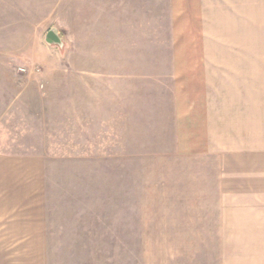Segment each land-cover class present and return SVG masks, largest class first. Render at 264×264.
Here are the masks:
<instances>
[{
    "label": "rangeland",
    "instance_id": "rangeland-1",
    "mask_svg": "<svg viewBox=\"0 0 264 264\" xmlns=\"http://www.w3.org/2000/svg\"><path fill=\"white\" fill-rule=\"evenodd\" d=\"M42 1L0 0V264H264V134L222 145L196 109L227 83L230 118L264 119V57L192 77L171 60L210 32L175 0L101 5L85 39Z\"/></svg>",
    "mask_w": 264,
    "mask_h": 264
},
{
    "label": "crops",
    "instance_id": "crops-1",
    "mask_svg": "<svg viewBox=\"0 0 264 264\" xmlns=\"http://www.w3.org/2000/svg\"><path fill=\"white\" fill-rule=\"evenodd\" d=\"M51 1V3H50ZM57 0L59 6H63L64 8H73V6H77V12H73L74 14H78V32H80V37H86V32H89V37H92L91 33L98 32L100 30L99 24H91L89 25L86 22V15L92 14V12L97 11V7L103 6L104 4L108 5H117L118 1L122 3L123 0ZM142 1V8L140 7L138 12L134 13V7H132V12L134 14L142 13L145 14L144 8L147 7V11L149 12V0H147V5L145 6V0ZM174 3L175 14H189L194 16H205V18H201L203 21L199 20L198 23H202L205 25L197 28L198 31L201 32H210L206 36L202 35L200 38L206 39L204 45L199 51L191 49L189 54H180L177 53L174 56V59L171 61L182 63H193L192 64V77L193 73H195V69L198 72H206L202 73L200 77H206L207 79H213L215 76L214 71L202 68V65L199 64H214L220 63L225 64V59H242V58H254V57H264V0H232V6L227 5L224 9L221 7L222 0H175ZM56 0H43L41 4L42 9H50L51 7H55ZM132 2V1H131ZM226 3V2H224ZM35 5H39V2ZM107 5V6H108ZM126 8L134 6L132 2H126ZM105 7V6H104ZM112 7V6H111ZM142 9V10H141ZM47 10V11H48ZM141 10V11H140ZM47 13V12H46ZM124 14H129L128 11ZM132 14V15H134ZM201 21V22H199ZM127 24L124 29L127 30ZM69 28V27H68ZM57 29V27H56ZM144 30V28H143ZM145 31V30H144ZM59 32V31H58ZM224 32V33H223ZM227 34H240V39L232 38L225 39ZM60 35V33H59ZM61 36V35H60ZM62 38V37H61ZM199 38V37H198ZM196 38V39H198ZM83 39V40H84ZM87 39V38H86ZM82 40V39H81ZM86 44L84 40V45ZM231 45L234 50L224 51V46ZM192 46H195V43H192ZM238 49H235V47ZM51 47H56L52 46ZM54 49V48H53ZM85 56L82 54L79 56L78 63L80 65V71H83V67L86 68L88 65L92 63L91 61H82ZM86 59V58H85ZM85 63V64H84ZM86 66H84V65ZM196 66V67H195ZM225 67H223V70ZM209 70V71H208ZM211 71V72H210ZM86 73V72H85ZM199 78V77H198ZM211 83V82H210ZM212 84V83H211ZM216 90V95L220 96L217 100H215L214 95L211 99L207 97L211 92ZM208 93H206V98L203 97L201 105L197 103L196 109H201L202 116L200 120L202 123H206L208 126V134L213 136H222V140L219 143H227L231 145V133L230 131L236 130L237 132H252V135H256L254 132H259V138L264 134V119L259 115V108L255 115H248L242 119H238L235 117H229V108H228V96H227V83L220 88H216L215 85L211 88L209 86L207 88ZM215 93V92H214ZM201 95H205L201 93ZM240 98V97H239ZM243 99V98H242ZM242 99H238L235 101H243ZM250 99V98H249ZM258 98L252 97V101H256ZM233 101H231L232 103ZM196 105V104H195ZM193 106V103H192ZM254 137V136H253ZM215 138V137H214ZM216 139H213L215 142ZM218 143V142H217ZM264 146V145H262ZM263 149V148H262ZM262 162H264V156L262 157ZM264 185V181H263ZM264 187V186H263ZM264 191V189H263ZM238 221V219L236 220ZM250 230V229H249ZM246 230V231H249ZM255 233L257 231H254ZM263 232V231H262ZM251 233V234H255Z\"/></svg>",
    "mask_w": 264,
    "mask_h": 264
},
{
    "label": "water",
    "instance_id": "water-1",
    "mask_svg": "<svg viewBox=\"0 0 264 264\" xmlns=\"http://www.w3.org/2000/svg\"><path fill=\"white\" fill-rule=\"evenodd\" d=\"M44 42L51 44V45H58V46H62L63 41L61 36L59 35L58 29H56V27L52 26L50 27L45 35H44Z\"/></svg>",
    "mask_w": 264,
    "mask_h": 264
}]
</instances>
